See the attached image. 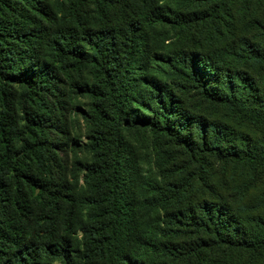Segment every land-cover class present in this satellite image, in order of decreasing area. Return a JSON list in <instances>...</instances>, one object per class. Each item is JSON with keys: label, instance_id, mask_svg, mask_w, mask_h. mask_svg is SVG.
I'll list each match as a JSON object with an SVG mask.
<instances>
[{"label": "trees", "instance_id": "obj_1", "mask_svg": "<svg viewBox=\"0 0 264 264\" xmlns=\"http://www.w3.org/2000/svg\"><path fill=\"white\" fill-rule=\"evenodd\" d=\"M254 2L0 0V264H264Z\"/></svg>", "mask_w": 264, "mask_h": 264}, {"label": "rangeland", "instance_id": "obj_2", "mask_svg": "<svg viewBox=\"0 0 264 264\" xmlns=\"http://www.w3.org/2000/svg\"><path fill=\"white\" fill-rule=\"evenodd\" d=\"M245 9L247 11V14L249 15L248 18L254 16V17L259 18V20L264 21V3L263 2H254L250 4L249 6H247ZM237 36H240V35L237 34ZM242 67L243 65L241 63H237V68H242ZM250 72L253 74V76L256 79H259L260 82H264V66L263 67H259L256 65L252 66L250 68ZM174 89H175L176 94L179 95L185 101V103H187L190 107H193L196 104V100H197V97L195 96L196 89L193 88L192 85H189L186 83V84H182V86L174 87ZM229 124H231L235 129L241 130L242 132H245V133H251L255 137H258V138L261 136V133L263 131L260 128H257V126L255 127L252 126L248 121L243 120L241 118H238L237 120H234V121H229ZM72 131L74 133L76 132L75 134L77 135L80 134L78 133L80 132L79 129H77V127H75L74 124H73ZM146 168H148V166ZM229 170H232L236 175L238 174V172H236L232 168H228V172H230ZM228 172L227 173L224 172L222 167H220L219 165H216L215 169H213L214 182L216 183L215 176H217L219 180L222 179L224 176L230 177L229 176L230 173ZM208 191L221 194L220 189H216V188H213V190L209 189ZM206 196H208V198H212L210 197L209 193L206 194ZM256 200H259L258 196H256Z\"/></svg>", "mask_w": 264, "mask_h": 264}]
</instances>
